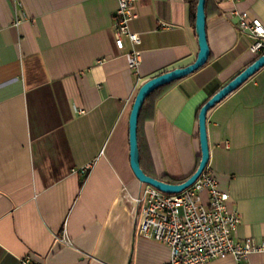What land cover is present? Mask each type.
<instances>
[{
  "label": "crops",
  "instance_id": "obj_1",
  "mask_svg": "<svg viewBox=\"0 0 264 264\" xmlns=\"http://www.w3.org/2000/svg\"><path fill=\"white\" fill-rule=\"evenodd\" d=\"M117 5L0 0V264L169 261L165 245L138 233L132 199L145 185L129 167L128 122L141 85L195 61V19L185 0H141L129 24L140 42L118 50ZM241 14L264 27V0H208L207 63L144 109L145 166L156 178L193 173L200 108L257 58ZM206 129L207 167L241 217L234 237L264 246V67L207 113ZM248 261L264 264V251Z\"/></svg>",
  "mask_w": 264,
  "mask_h": 264
},
{
  "label": "built area",
  "instance_id": "obj_2",
  "mask_svg": "<svg viewBox=\"0 0 264 264\" xmlns=\"http://www.w3.org/2000/svg\"><path fill=\"white\" fill-rule=\"evenodd\" d=\"M140 1L118 0L113 17L114 43L118 50L123 49L125 41L132 45L140 42L138 35L129 30V24L137 18L134 9ZM247 18V14H241L237 27L252 37L250 51L258 57L264 52V27L257 20L247 23ZM139 59V52L127 55L131 70L137 69ZM89 170L90 167H86L79 173L85 176ZM202 193L207 194L206 203L201 201ZM132 202L139 235L169 249L170 258L166 264H206L227 258L235 264H250V255L264 251V246H255L251 239L241 241L234 237L241 217L229 208V195L219 190L208 167L196 182L180 194L167 195L145 186ZM59 241L69 244L65 233ZM21 264L30 262L25 259Z\"/></svg>",
  "mask_w": 264,
  "mask_h": 264
},
{
  "label": "water",
  "instance_id": "obj_3",
  "mask_svg": "<svg viewBox=\"0 0 264 264\" xmlns=\"http://www.w3.org/2000/svg\"><path fill=\"white\" fill-rule=\"evenodd\" d=\"M205 0H198L195 11V33L197 36L199 51L195 61L180 69L163 73L146 81L139 88L129 115L128 122V145H129V167L135 179L142 185L152 187L167 195H177L189 188L203 173L209 163V145L207 139L206 116L207 113L227 96L241 87L248 79L264 67V52L255 61L241 71L225 86L215 92L201 107L198 113V139L200 147V160L195 173L180 184H169L147 176L140 168L137 126L140 111L146 98L155 90L180 81L202 68L208 61L209 48L206 37V16L204 12Z\"/></svg>",
  "mask_w": 264,
  "mask_h": 264
},
{
  "label": "trees",
  "instance_id": "obj_4",
  "mask_svg": "<svg viewBox=\"0 0 264 264\" xmlns=\"http://www.w3.org/2000/svg\"><path fill=\"white\" fill-rule=\"evenodd\" d=\"M189 5H190V8H191V11H192V14H193V18L195 19V11H196V5H197V1L198 0H185ZM207 3H208V0H205V5H204V12L206 11V6H207ZM206 16V15H205ZM176 83V82H174ZM174 83H171L169 85H166L164 87H161L157 90H155L154 92H152L145 100L144 104H143V107L140 111V114H139V118H138V126H137V145H138V153H139V161H140V168L142 169V171L149 177L151 178H154V179H159L160 181L162 182H165V183H169V184H180L184 181H186L189 177H191L196 169H197V166H198V163H199V160H200V157L198 156L197 157V162H196V166H195V169L193 171V173L186 179H183V180H180V181H174L168 177H162V178H156L152 173L151 171L147 170L146 166H145V161H146V155H147V150L145 149V146H144V141H143V136H142V132H141V116H142V113L144 111V109L146 108V106H149L150 104H152L157 98L161 97L165 92L166 90H168V88L174 84ZM212 96V95H211ZM201 109V108H200ZM84 180V179H83Z\"/></svg>",
  "mask_w": 264,
  "mask_h": 264
}]
</instances>
